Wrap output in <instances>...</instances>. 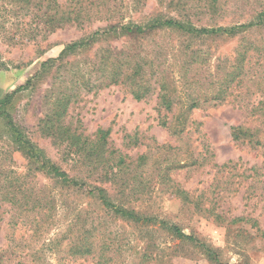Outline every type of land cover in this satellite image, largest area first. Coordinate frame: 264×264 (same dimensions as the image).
Masks as SVG:
<instances>
[{
    "label": "rangeland",
    "instance_id": "rangeland-1",
    "mask_svg": "<svg viewBox=\"0 0 264 264\" xmlns=\"http://www.w3.org/2000/svg\"><path fill=\"white\" fill-rule=\"evenodd\" d=\"M57 1L61 8L81 11L79 22L52 29L40 15L44 7L27 9L22 7L27 4L0 0V100L9 95L0 106V255L8 258L5 264H95L91 256H71L63 246L56 252L46 245L76 218L77 227L98 218L96 238L102 229L117 234L123 247L111 254L113 264H217L203 248L174 237L158 223L138 227L123 221L103 211L91 195L31 165L17 147L11 123L69 175H85L94 166L73 163L64 156V145L40 131L41 118L52 108L48 96L54 83L58 87L52 92L58 93L66 83L74 88L64 123L88 139H95L98 129L107 131L104 155L113 149L128 156L129 164L119 174L128 177L122 193L121 187L114 190L109 183L102 184L111 199L139 214L177 224L223 262L264 264V146L254 144L256 137L245 134L234 140L231 135V127L241 125L257 129L264 142V23L235 33L200 36L160 28L139 38L109 29L113 23L140 24L157 17L189 20L195 27L230 28L256 22L264 0ZM96 31L102 35L84 49L67 53L66 59L82 64L114 47L131 53L133 61L143 65L141 58L147 57L164 72L168 90L175 88L170 110L156 95L160 73H150L145 59L144 82L151 87L140 99L123 84L107 80L93 84L95 72L85 87L68 64L64 82L55 78L56 62L42 70V63L56 58L67 44L85 41ZM196 49L201 52L190 57ZM188 58L185 79L180 69ZM237 65L241 73L229 77L222 101L209 98L218 79ZM191 97L199 98V106L189 110ZM228 161L232 164L220 168ZM103 165L101 160L94 167ZM176 187L187 191L190 199L175 193ZM40 196L50 206L53 201L63 203V208L40 219L41 214L52 213L38 211Z\"/></svg>",
    "mask_w": 264,
    "mask_h": 264
},
{
    "label": "trees",
    "instance_id": "trees-1",
    "mask_svg": "<svg viewBox=\"0 0 264 264\" xmlns=\"http://www.w3.org/2000/svg\"><path fill=\"white\" fill-rule=\"evenodd\" d=\"M11 2L27 4V6L22 5V7H26L30 9L31 6L37 7L41 9L44 7L40 13L42 20L45 24H50L51 28L54 29L56 27H60L65 23L70 22H79V17L82 18L81 11L76 10L75 7L70 8H61L59 2L57 0H10ZM9 2V1H8ZM10 3V2H9ZM12 4V3H10ZM30 4V5H29ZM49 8L53 10L49 11ZM36 18L39 17V14L35 13ZM257 21L248 23V24H237L230 28L225 27H213V28H205V27H195L192 23L184 20H178L175 18H153L145 23H135L133 21H129L126 24L119 25V23H113L109 26L110 30L116 31L121 30L125 34H130L133 37L138 36L141 38L145 33H151L155 29L160 28H168L171 30L175 28L177 30H181L185 33L198 35H217V34H230L235 33L236 31H240L241 29L259 25L264 23V10H261L257 16ZM102 35V32H93L91 36H89L85 41L80 42H72L64 47L59 55L56 58L48 59L42 63V70L51 67L54 62H56L55 66V78L62 79L63 82L66 80L64 76L65 67L68 64L67 69H71L72 72L78 73L81 78H83V85L88 86L91 81L90 74L95 72L97 75L94 78L93 84H102L105 80L107 83H118L123 84L129 89L132 96L136 99L142 98L146 91L148 90L150 85L144 82L146 76L145 70V60L148 61L149 72H159L160 73V82L158 83L159 87L157 90V97L161 101V104L166 110H170L172 108L174 97L173 92L174 89H169L167 85V79L163 76L164 72L160 71L157 67H154V62L147 57L142 56V61L144 65L139 61H133V56L129 52H125L122 49L117 48H108L105 50L104 54H100L92 59H84L82 64L79 62H69L66 59L67 53H70L73 50H80L87 47L90 41L95 36ZM193 55L190 54V57L197 55L201 51L199 49L191 51ZM140 54V53H139ZM241 55L245 54L241 52ZM140 59V60H141ZM192 59V58H191ZM134 62V63H133ZM52 63V64H51ZM190 64L189 58L185 60V63L181 65L180 76L181 78H185L187 74V65ZM82 65V67H81ZM241 66L237 65L232 70L226 72L223 77L218 79L217 88H215L214 93H212V98L215 101H222L225 97V92L227 88V84L229 82V77L239 76L241 73ZM161 72L163 74H161ZM159 76V75H158ZM231 78V79H232ZM190 81V80H189ZM30 81L27 82L29 84ZM31 83V82H30ZM66 83L58 93L52 92L54 90L55 83L52 85L50 90V95L48 96V101L51 103V109L48 113L41 118V127L40 131L42 134L50 136L54 141L59 144L64 145L63 153L64 156H67V159L72 160L73 163L82 164H94L98 165L99 161H103L104 165L96 170L93 166L92 171H84L85 175H69L67 172L63 171L57 164L50 161L49 158L43 153L42 149H40L37 145L30 142L27 138L22 135V133L13 127L11 120L8 119V122L11 123V127L14 134V140L17 143V147L23 152V154L30 160L31 165L34 166L35 169L43 171L45 174L55 179V181L69 187H74L77 190H81L86 194H89L93 197L94 201L97 202L101 209H105L109 211V213L113 214L115 217H119L123 221H127L131 224H134L138 227L140 225H145V223H158V225L169 232L174 237L180 240L191 241L195 245L203 248L204 252L217 264H232L228 262H223L219 259L217 253L208 247L203 241L198 238L192 236L191 234L184 233L181 228L174 223H168L164 219H156V217H151L144 214H139L133 208L125 207L122 203H117L116 199H111V196L108 193V190L102 186L104 183H109V186L112 189H116L115 186L121 187L119 191L122 193V190L125 189L126 182L128 181V177H121L119 175L123 168H126L127 164V155H122L120 153L116 154L113 149H110L109 152L104 155L107 131H103L98 129L96 131L97 135L95 139H88L86 136H82L81 133H78L76 129H71L70 124L64 123L62 121V116L66 111V108L71 101L74 95V88L72 84L67 86ZM207 88L210 89L209 85ZM57 90V89H55ZM207 96V95H203ZM9 99V95H7L2 101L0 100V106L4 105ZM199 106V98L191 97L190 103L188 104L189 110ZM183 114V113H182ZM186 121V119H185ZM185 121L182 122V126H185ZM244 129V130H243ZM182 130V129H181ZM246 134V135H245ZM231 135L234 140H239L242 135L248 136L249 138H254V144H261L264 146V142H260L257 137V129L249 130L247 127H243L241 125H236L231 127ZM249 142H252L251 139H248ZM109 149V148H108ZM144 158V154L139 156V160ZM231 161L223 163L220 168H223L229 165ZM232 164V163H231ZM235 166V164H233ZM87 178H92L87 179ZM175 193H178L182 198L186 201L189 200L187 196V191L182 190L179 187L174 188ZM37 207L38 211L42 212L43 209L47 211L52 210V213L45 212L40 215V219L43 215L46 214H55L57 208H63V203L59 205L53 201L52 206L43 199L42 196L38 197ZM49 204V205H48ZM197 204H195V207ZM104 211V210H103ZM80 212V211H79ZM79 214V213H78ZM39 219V220H40ZM76 218L74 223L69 225L68 229L57 233V236L53 239H50L46 244L48 248L55 249L58 252L60 246H63V251L67 255L71 256H91L94 259L95 264H113V256L115 253L120 252L123 247V243L120 241L117 234L110 235L107 233L105 229H102L99 237H95L94 232L99 229L100 222L98 218L88 219L90 221L88 225H80L76 226L77 223ZM40 226H43L40 224ZM76 226V227H73ZM69 231V232H68ZM98 232V233H99ZM264 234V232H263ZM146 250L143 252V257L146 258ZM37 252V250L35 251ZM110 254V255H109ZM112 254V255H111ZM8 258H5L4 255H0V264H5ZM61 264V263H60Z\"/></svg>",
    "mask_w": 264,
    "mask_h": 264
}]
</instances>
